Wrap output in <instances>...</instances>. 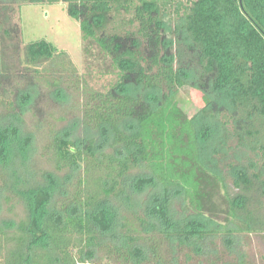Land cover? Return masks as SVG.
Here are the masks:
<instances>
[{"label":"trees","instance_id":"obj_1","mask_svg":"<svg viewBox=\"0 0 264 264\" xmlns=\"http://www.w3.org/2000/svg\"><path fill=\"white\" fill-rule=\"evenodd\" d=\"M45 2L65 5L83 39L95 40L112 60L118 80L104 92L86 83L82 90V122L99 130L103 141L52 132L46 149L56 168L68 172L63 178L48 171L34 183L36 134L23 131V115L42 97L36 82L40 67L55 59L65 67L68 54L46 39L27 43L23 69L15 72L0 45V97L14 95L0 114V207L12 191L27 211L20 222L0 225L13 242L0 264H248L234 235L264 232V0H20L19 5ZM5 23L0 21V44L17 31L24 41L21 24L13 29ZM61 79L47 81L50 94L65 100ZM4 80L14 82L8 88ZM184 90L199 105L194 115L183 108ZM231 138L243 155L227 164L235 194L220 167ZM249 153L253 157L242 163ZM153 186L158 190L140 198ZM219 192L226 204L224 223L214 211ZM178 196L180 211L172 207ZM219 233L225 234L228 252L239 253L236 261L206 248L205 241ZM180 249L190 251L185 260ZM192 253L208 257L193 262Z\"/></svg>","mask_w":264,"mask_h":264},{"label":"rangeland","instance_id":"obj_2","mask_svg":"<svg viewBox=\"0 0 264 264\" xmlns=\"http://www.w3.org/2000/svg\"><path fill=\"white\" fill-rule=\"evenodd\" d=\"M19 3L20 0L16 2L0 0V21H6L5 27L14 29L16 25L19 26L21 24L22 26L24 41H22L20 31H17L13 33V37L11 38L4 36L0 44L6 62L16 70L15 72L22 68L20 59L25 58L27 43L46 39L57 45L59 50H65L68 54L64 60L67 64L65 67L60 66L61 61L59 62L56 59L51 61V63H47L45 67H40L44 70L41 75L36 77V82H38L41 89L42 97L37 101V104L31 106L30 110L23 115L21 126L23 131L25 133L36 134V142L34 141L36 148L33 146L35 149L31 151L33 156L32 170L36 173L34 177L35 183L43 181L45 179L44 173L48 171L56 172L59 177L63 178L68 172L66 169L60 170L56 168L54 160L51 159V152L46 149V145L50 141V135L53 134L52 132L58 130L70 132V137L73 140L83 141L84 139L93 138L98 143L103 141V136L99 130H93L82 122V111L79 107V104L84 102L82 90L85 85L84 83H86L89 89L104 92L117 82L118 75L112 65V60L101 51L97 42L93 39H83L79 21L67 12L63 3L49 4L45 2L37 5L28 4L22 8ZM72 66L76 68V71H72ZM46 68L47 72H45ZM55 77L62 78V84L67 88L68 96L65 100H58L50 94L52 86L48 84L47 80L53 81ZM13 80H15V77ZM13 80L11 82H14ZM11 82L6 80L4 86L10 88ZM23 84L21 83L19 88H23ZM180 93V99H182L185 112L190 116L194 115L198 111L199 105L190 100L187 90ZM12 98H14V95L10 94V91L4 92L3 96L0 97V114L8 111L7 102L12 100ZM2 103H6V105ZM103 146L109 152L113 151L109 143H105ZM228 146L230 148L227 150L228 154L227 152L220 154V167L223 171L225 182L229 186V191L235 194L239 190L234 185L233 176L227 164L236 161L237 156L243 155H240L241 149H238L236 139H229ZM252 155L249 153L248 157H242L241 162L247 163L248 158L250 156L253 157ZM2 182L0 180V186ZM152 188L144 191L140 195V198L146 200L159 187L153 186ZM221 192H223V189ZM222 194L220 192L216 193L213 200L215 203L214 207H216L214 211L217 212L215 217L218 221L224 223L228 221H226L225 217L226 204L223 201ZM6 196L8 198L2 199L1 202L0 225H6L5 223L13 221L18 223L22 219H25L27 211L23 200L12 191L6 192ZM60 196H62V193H59L56 198ZM181 202L180 197H176L172 202V207L180 211ZM260 205V213L264 214L263 195L260 196ZM8 233L11 234L12 229ZM6 236V234L4 236L0 232V244L2 245L0 262L6 255L9 247L13 244L11 240H7ZM106 238L112 239L110 235L106 236ZM224 238L225 234H217L211 241H205L207 243L206 248L212 251L218 250L226 261H236L239 253L231 254L228 252ZM234 238L238 252H243L242 254L246 255L248 264H264V232H239L234 235ZM141 242L144 243V240H141ZM162 248L164 256L170 260L171 254L167 250V245L164 244ZM187 252H190L189 249H180L178 252L179 258L185 260ZM192 256L194 258L193 262L202 257H208L206 255L197 257L193 253Z\"/></svg>","mask_w":264,"mask_h":264}]
</instances>
